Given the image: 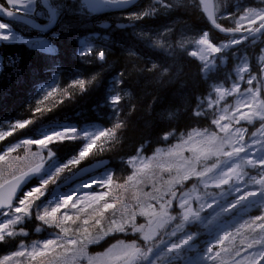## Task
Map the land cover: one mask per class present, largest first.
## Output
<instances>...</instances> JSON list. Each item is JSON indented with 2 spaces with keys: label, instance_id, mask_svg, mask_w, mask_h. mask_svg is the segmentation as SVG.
<instances>
[{
  "label": "trees",
  "instance_id": "trees-1",
  "mask_svg": "<svg viewBox=\"0 0 264 264\" xmlns=\"http://www.w3.org/2000/svg\"><path fill=\"white\" fill-rule=\"evenodd\" d=\"M234 2L222 0L224 10L231 11ZM53 5L60 6L51 33L57 34V37L24 27L17 30L27 38L46 39L55 49L52 54L30 48L27 44L0 42V131L12 133L0 139V150L3 152L11 146L20 145L19 151L5 156L6 163L24 155L23 151L28 146L23 144L24 139L41 138V132L52 124L68 123L77 130L93 127L114 129L113 137H101L97 140V147L78 165L65 169L55 183L49 182L46 185V192L49 193L54 185H59L79 166L105 159L115 172L118 160L129 158L138 150L149 156L154 154L155 149L168 146L172 137L185 133L192 126L209 127L204 119L195 117L194 112L211 81H202L198 74L199 66L193 60L181 55V62L172 65L173 72H180L178 80L167 84L170 76L161 75V70L167 69V59L139 39L124 33L127 29H114L107 40L88 39L95 42L96 47L93 45L81 54L79 40L84 38L86 31L66 28V25L95 23L97 20L86 14L79 0L75 3L55 0ZM132 12H135L134 16L140 14L141 18L134 19L133 16L128 22L140 28H154L173 19L184 20L197 29L206 26L198 0H140ZM144 12L150 15L144 16ZM42 14L47 17L43 10ZM108 20L113 24L111 17ZM212 36L219 39L213 33ZM101 51L104 53L103 60L99 59ZM79 79L85 80L83 90L76 83ZM49 92L52 94L48 95ZM116 95L121 99L114 104L112 97ZM24 121L31 123L22 129L14 128L16 123ZM117 122H121L120 128H115ZM166 134H172V137L164 139ZM85 143L83 133L81 138L71 141L54 140L49 144L54 153L52 161L60 166L78 157ZM35 146L30 145V153ZM3 164L4 161L0 162V167ZM124 174L118 172L115 179L123 181ZM61 191L59 194L63 193ZM25 229L31 232L29 225ZM126 237L129 238L128 235ZM20 238L0 242V257L13 252L24 242ZM122 238V235L111 236L99 246L88 247L87 251L101 252L99 250ZM192 256L188 260L194 261Z\"/></svg>",
  "mask_w": 264,
  "mask_h": 264
},
{
  "label": "snow or ice",
  "instance_id": "snow-or-ice-1",
  "mask_svg": "<svg viewBox=\"0 0 264 264\" xmlns=\"http://www.w3.org/2000/svg\"><path fill=\"white\" fill-rule=\"evenodd\" d=\"M8 2L12 5L27 8L29 5L34 4L36 0H8ZM41 3L47 8L49 24L55 22L60 11V6L49 3V0H41ZM130 3L131 0H95V3H90L89 7L95 10L100 4L123 7ZM200 3L204 5V11L207 13L208 19L221 32L240 33L243 29L248 33L247 36L242 37L233 35L227 43L214 45L209 39V33L204 31L203 35L194 41L199 48L198 52L192 51L191 55L196 57L199 54L203 62L202 71L206 74L205 78L207 79L209 78L207 74L213 71V66L217 59L215 54L226 52L233 45H239L243 40L249 38H251L252 44H255L261 36H264V10L256 11L255 9L249 8L235 21V28L225 29L217 22V9L211 7V0H200ZM239 7L238 5L237 8ZM7 15L12 16L13 13L9 11ZM143 15L147 16L150 15V13L144 12ZM133 18L139 19L141 16L140 14H136ZM244 21H247L248 25H250L246 29L243 28ZM257 21H259L258 26L251 27V25H257ZM28 23L31 27H39L34 21H28ZM46 27L47 25L45 28ZM0 32L5 33L0 34V40L8 41L10 38H17L11 36L8 26L4 23H0ZM33 46H40L48 51L51 50L44 41L39 42V45ZM84 46H87L86 42ZM83 51L84 48L82 47L81 54H83ZM261 51L264 53V49ZM233 55H235V53H233ZM99 59H104L103 51L100 52ZM259 59L264 61V55H261ZM222 62L223 60H221V63ZM153 67H155V65H153ZM249 71V65L245 60L242 66L237 69L239 80H243L244 73ZM261 72L264 73V65H261ZM253 81H258V77L256 75H249L247 84L251 86ZM76 83L82 90L85 88L84 79H79ZM261 83H264V78H259L256 89L249 87L245 92L240 94L239 101L235 106L236 112H239L241 107L247 108L248 111L241 113L239 116L234 112L229 116L227 115L229 108L225 107L223 109L225 114L219 115L218 118L213 119V123L218 126L219 132L193 130L186 138L182 135L180 143L173 145L163 153H158L156 157L148 158L147 160L140 157L139 154L137 157H133L130 164L134 169L133 174L127 177L125 185L117 184L116 187L131 186L132 188H137L138 185L144 183V179L141 177H146L153 185V192L146 193L143 189H139L141 198L136 199V205L138 207L134 209L132 205L124 204V209H126V211L121 212L118 218L116 213H113V218L108 221L107 228L102 226V222L105 220L104 213L109 209H114L116 205L114 203H103L101 205L100 202L111 195L113 178L110 175L97 181L101 188L108 187L109 191L100 194H89L86 197H77L75 201H73V196L70 194L64 196L63 199L57 198L55 202L51 200L47 202L42 201L37 205L35 201L45 196L46 185H48L49 182L55 183L60 173L65 169H69L70 166L78 165L94 147H97V140L101 137H113L115 134L114 129L101 130L93 127L92 129L84 128L77 130L75 127H69L61 131L60 127H50L41 132L42 138L24 139V145H38L41 151L47 149L48 158L54 155L48 147L50 143L54 142V138L58 140L77 139L80 138L81 133H83V138L86 143L79 152L78 157H73L60 166H57L55 161L45 166V157L39 152H32L29 159L33 161V163H30L26 170L20 171L19 174L14 175L11 180H2V182H0V209L6 210L0 213V215L8 217V219L0 222V241H2L5 236L15 235L16 233L12 231V228L16 224L23 222L25 217L30 216L31 210L34 208L37 212V219L46 224H55L57 213L61 211V208H68L71 203V208L76 209V213L69 215L65 212L60 217L57 225L60 228V232L63 233V236H57L54 239H48L42 242V247L34 245L27 253L33 260H36L38 257L46 258L50 251H55V248L59 247L63 250L62 254L58 255L57 258L53 260L47 261V264H78L81 258H86L88 264H173L174 260L182 258V251L193 239L191 235H188L179 239L178 242L169 244L161 236V232L167 229L168 225L176 219L170 212L172 200L176 197V191L174 190L175 186L178 184L182 185L184 181L191 177H196L202 181L205 187L208 185L209 181L214 182L215 186L219 187L222 184H228L229 180L233 178L239 182L244 175H247L243 170L244 167L255 168L258 165L264 166V147L261 148V154L259 156L253 153L252 155L255 158L247 159V149L253 147V145H248L244 141L247 129L233 128L231 124V122L239 124L241 120H245L248 123H252L254 119L264 121V99L260 96ZM214 90L217 93V99L213 101L209 98V107H212L214 104L218 106L219 102L227 95L240 91L238 83L235 82L231 89L216 87ZM51 94V92L48 93V95ZM120 99L121 97L119 95L112 97L114 104L118 103ZM202 114L203 113L199 111L196 113V115ZM225 119H228L230 123L221 124L220 122ZM28 123H31V121L16 123L14 128L22 129ZM121 126V122L115 124V128H120ZM69 133H71V135H69ZM219 133H223V135ZM257 133L264 136V124L261 125L260 129H257V132H253L252 135L256 136ZM11 134L10 131H0V139H3L5 135ZM168 135L169 134H166L164 139H167ZM259 142L264 145V140ZM19 146L20 145L10 147L7 151H15V147ZM184 152H188L189 155L185 156ZM241 153L245 154L243 164L233 163L234 160L240 158ZM213 158H215L216 162L209 165L207 162ZM4 159L5 156L0 155V161ZM138 159L140 161L139 164L136 163ZM221 165H225L226 168L221 167ZM153 167L158 169L160 173H168V178L164 179L162 176L156 175L155 173L149 175L148 173L151 172ZM31 175H40V185L26 192L24 197L19 200V206H14L13 197L16 195L21 185L25 183L26 178ZM259 175V179L252 177L251 182L260 185L262 190H264V171H261ZM2 177L3 170L0 169V178ZM83 187L90 188L92 185L85 184ZM153 193L156 194L154 195ZM169 194L171 198L165 199L164 197ZM261 194L264 195V191H262ZM181 195L183 199L179 202V207L185 209V211L181 213V222L177 224L171 232H164V234L169 237L176 236L177 232L183 231L184 224L189 222V214L199 219L197 212H193L190 207H186L190 203L191 193L185 192ZM256 195L257 193L254 191H249L241 195L239 199L232 204V208H235L242 201L248 200L249 197H255ZM195 198L200 199L198 195ZM153 200L159 205L158 208L150 202ZM78 205L80 206L78 207ZM208 206L211 207V205ZM89 210L91 211L89 212ZM224 211H229V209L225 208ZM82 215L84 216L83 219L81 218ZM137 215L145 217L146 223L137 224ZM256 220L264 221V215L256 217L255 220L251 222L246 221L245 225L253 230H255V228L264 230V223L256 225ZM69 221L72 225H76L77 222H79V226L75 228L71 226L66 227L65 225ZM245 225H241V227ZM129 228L133 233H140V239L144 242L143 246H140L135 241L132 243L120 241L100 256H88L87 246L89 244L97 243L103 239L104 236L114 232L126 233ZM94 229H99V231H94ZM231 235V233H225L219 238L218 244H223ZM65 237L72 238L65 239ZM262 239H264V237L261 239H254L252 243L247 244V248L251 249L254 244H261ZM221 252L231 255L232 249L223 247L220 251L214 252L213 247H208L206 255L201 259L213 262L219 261V264H230L229 259L221 256ZM15 255L23 256L25 255V251H18ZM239 255L240 252L238 250L235 251L234 256H232V264H260V261L264 260V247L251 256L244 257L241 261H235L234 257ZM7 259H10V257L5 258V260ZM0 264H3V262H0ZM186 264H196V262L187 260Z\"/></svg>",
  "mask_w": 264,
  "mask_h": 264
},
{
  "label": "rangeland",
  "instance_id": "rangeland-1",
  "mask_svg": "<svg viewBox=\"0 0 264 264\" xmlns=\"http://www.w3.org/2000/svg\"><path fill=\"white\" fill-rule=\"evenodd\" d=\"M8 2V0H7ZM9 3V2H8ZM12 5V4H11ZM34 5L31 4L27 8L21 7L20 9L25 11H33L34 10ZM234 8L230 14H226L225 10H223L222 5H215V9L218 10L219 16V21H225L227 22V25L229 24L231 28L236 27L235 21L239 19L243 13L249 9H255L256 11H261L264 10V0H235L234 2ZM240 6L237 8V6ZM18 6V5H15ZM225 19V20H224ZM4 23L8 26V29L10 30V34L13 37L17 38H10L8 41H3L0 40V42H9V43H25L27 44L30 48L37 49L43 53L46 54H52V52L55 50L53 45L48 43L45 40L41 39H27L20 33H17L14 31L13 27L9 25L8 23L5 22H0ZM166 24V25H165ZM163 25L157 26V28H140L139 26H132L129 27V32L132 36L135 38L139 39L141 42L144 43L145 46L148 44V48L150 46V49L158 52L163 53L164 58H168V62L174 66V64H178L181 62L178 59V56L185 55L189 56L192 59H195L200 65L201 68L203 69V62L201 61L199 54L194 57L191 55L192 51H197L199 46L194 43L196 39H199L202 35V31L195 30L191 26H185L181 25L180 22L178 21H170L168 23H165ZM170 24V26H169ZM259 21H257V25H251V27H256L258 26ZM172 25V26H171ZM165 26V27H164ZM247 21L243 22V28L246 29L249 27ZM172 27V28H171ZM84 29H92L90 26H85L83 27ZM135 28V29H134ZM154 29V30H153ZM158 29V30H157ZM175 29V30H174ZM157 30V31H156ZM132 31V32H131ZM138 33V34H137ZM159 33V34H158ZM0 34H5L4 32H0ZM156 34V35H155ZM95 35V34H91ZM154 37V38H153ZM186 38V39H185ZM231 38L226 39L225 41H220L214 45H222L224 43H227ZM44 41L46 42L48 48L51 50H44V48L40 46H33V45H39V42ZM155 41V43H154ZM176 41V42H175ZM264 42V40H257L255 44H252L251 40H243L241 44H239V47L237 49L231 50L229 48L226 52L222 53H217L215 54L216 56V62L215 65L213 66V71L208 75L209 79L211 82L208 84L207 88V93L205 97L200 101L197 109L194 112L195 117H199L205 120V124L208 123L209 127L207 126H202L201 128L197 127H190L187 130H185V133H182L178 136L172 137V134H169L168 136L172 137V140L168 144V146L164 148H159L157 149L154 154L145 156V154L141 153L140 150L136 152L133 156L122 160L119 162L120 166L122 169H126L128 173L131 175L134 172L133 167L130 166L132 162L133 157H137L138 154L140 157H143L145 160L148 158L156 157L158 153H163L167 151L170 147L173 145H176L180 143L181 136L187 137V135L192 132L193 130H207L208 132L216 131L219 132V128L216 124L213 123L214 118H218L219 115L225 114L223 112V109L225 107L229 108V112L227 115H232L234 112L237 116H239L241 113L248 111L247 108L241 107L239 112H236V104L239 101L240 94L245 92L249 87H252L253 89H256L259 83V78H264V73L261 72V65H264V61L260 60L259 57L261 55H264L262 53V49H264V45L261 46V44ZM157 43V44H156ZM257 48L254 49L252 48L254 45H257ZM157 47V48H156ZM160 47V48H159ZM261 47V49L259 48ZM182 48V49H181ZM170 49V50H169ZM162 50V51H161ZM185 50V51H184ZM252 53L251 59L249 57L248 51ZM165 53V55H164ZM183 53V54H182ZM235 53V55H233ZM171 57V58H169ZM171 59V61H170ZM221 60L223 62L221 63ZM246 60V62L249 65L250 71L244 73V79L239 80L238 74H237V69L242 66V63ZM172 68L170 71L169 70H163L161 72L162 76L168 75L169 80L168 83L173 84L177 82L178 76L180 75V72L178 71L177 73L173 72ZM201 70H198V74L202 81H207L206 74ZM168 72V73H167ZM249 75H256L258 77V81H253V84L249 86L247 84V78ZM238 83L240 91L237 93H233L231 95H227L223 100L219 102V105H213L212 107H209L208 104V98L212 99L213 101H216L217 99V93L214 90L216 87H222L224 89H231L233 83ZM261 91H260V96L262 99H264V83L260 84ZM207 109V110H206ZM209 109V110H208ZM202 112V115H196L197 112ZM221 124L225 123H230L228 119H225L220 122ZM233 128H245L247 129L245 136H244V141L248 145H253V147L248 148V156L247 159H253L255 158L252 154L255 153L256 156H259L261 154L260 150L264 145H262L259 141L264 140V136H261L260 133H257L256 136H253V132H257V129L261 128V125L264 124V121H261L259 119H254L252 123H248L245 120H241L239 124H236L235 122H231ZM65 126H70V125H65ZM195 128V129H194ZM61 131H64V129H60ZM189 130V131H188ZM220 135H223V133H219ZM71 135V133H69ZM55 139V138H54ZM72 140V139H69ZM16 146V145H15ZM20 147V146H19ZM17 148V149H16ZM29 148L30 146H27V154L25 156L20 157L19 159H12L9 162H5L0 167V169L3 170V177L0 178V182L2 180H7L8 178L18 174L20 171L24 170L27 168V166L30 163H33L29 159L31 153L29 154ZM52 151V147H49ZM20 148L15 147V150L19 151ZM6 153H3V152ZM3 152L0 150V155L8 156L12 152H8L7 149H5ZM33 152H39L42 156H44L46 159L49 160L51 158L47 157V149L41 151L38 145L34 148ZM185 156H188V152H184ZM23 158V159H22ZM245 158V154L241 153L240 158L237 160H234L233 163H239L243 164V159ZM223 159V158H222ZM3 161H0L1 164ZM139 159L136 161L137 164H139ZM215 158L209 160L207 163L211 165L212 163H215ZM155 163V161H154ZM221 167H225V165H221ZM244 172L247 173V175H244L239 182L236 181L235 178L229 180L228 184H222L219 187L215 186V183L212 181H209L208 185L205 187L202 181L196 177H191L188 180L184 181L182 185L178 184L176 186L182 187L180 190H175L176 191V197L173 198L172 200V207L170 209V212L172 215L176 217L174 221L170 225H168L167 229L161 232V236L163 237L164 240H166L169 244L173 242H178L179 239L184 238L188 235H191L193 239H195L194 243L190 245L189 247H185V249L182 251V258L177 259L173 261V264H182L186 260H188L191 257V254H195L198 247L200 248V252L202 251L201 255H198L194 261L196 263H201V264H206L205 260H202L201 258L206 255L207 253V248L211 247L212 243H208V238L206 237L207 235L212 236V237H217L218 239L222 237L225 233H231L232 235L228 238V240L225 241L223 247H226V245L232 249V254L228 255L223 252H221L222 257H226L229 259L230 264H232V256H234L235 251H239L240 255L235 256L234 259L235 261H241L243 260L244 257L246 256H251L253 253L258 252L262 247H264V239H262L261 244L257 245L254 244L253 248L249 249L247 248L248 243H252L254 239H261L264 237V230H261L259 228H255V230L248 228L247 225H245L246 221L251 222L252 220H255L256 217L264 215V195H262V188L260 185L252 183L251 178L256 177L257 179L260 178V172L264 171V166H257L255 168L253 167H244ZM155 173L156 175L162 176L164 179L168 178V173H160L158 169L153 167L151 172H149V175H152ZM111 174L108 172H103L102 174L98 175L97 177H92L85 182H83L80 185L76 186L74 188V192L79 193V191L82 192V194H78L75 196V199L77 197H86L90 193L91 194H100L102 192L109 191V188L104 187L101 188L97 181L100 179L106 177ZM142 179H146V177H141ZM207 179V178H206ZM127 180V178H126ZM148 183V188L147 192H153V185L150 181L146 179ZM40 183L39 180H37L38 184ZM85 184H91L93 188L96 190V192L87 190L89 189L88 187H83ZM186 184V185H185ZM121 185H125V182L122 183ZM185 185V186H184ZM32 188H30L28 191H30ZM81 189V190H80ZM139 189H143L142 186L138 185L137 188H132L131 186L127 187H116V185H112V191L111 195L109 197L107 196L105 200L101 201L100 204L102 205L103 203H114L116 205V200L120 199L121 197H127V200L123 202L124 204H127L128 202L133 201V206L136 208L138 207L136 205V199L141 198L140 196V191ZM128 190L132 191V195H128ZM26 191V192H28ZM144 191V189H143ZM249 191H254L257 193L255 197H249L248 200L242 201L240 204H238L235 208H232V204L239 199L241 195H244L245 193ZM25 192V193H26ZM89 192V193H88ZM127 192V193H126ZM146 192V190L144 191ZM146 192V193H147ZM185 192H190L191 193V198H190V203L186 207H190L193 212H197L199 215V219H196L194 216L189 214V222L185 223L183 226V231L182 232H177L176 236L169 237L168 235H165L164 232H171L177 224L181 222V213L185 211V209H182L179 207V202L183 199L182 193ZM24 193V195H25ZM74 193L72 192L71 195ZM154 195L156 193H153ZM24 195L21 197V199L24 197ZM199 196L200 199H196V196ZM108 198V199H107ZM165 199L171 198L170 194L168 196L164 197ZM55 199V198H54ZM61 199V198H59ZM153 203L155 207H159V205L156 203V201H150ZM203 205V207H202ZM208 205H211L209 207ZM19 206V205H18ZM80 205H78L79 207ZM134 208V209H135ZM227 208L229 211H224V209ZM112 210L110 212V215L112 213H116L117 218L119 217L120 213L123 211H126L123 207H120L116 205L114 209H109ZM72 211H76V209L71 208V203L69 204L68 208H61V211L58 214V217L56 219L55 224L49 223L45 224L46 225V231L50 233V236L48 239H54L57 236H63V233L60 232V228L58 229L57 227L54 228L55 226L58 225L60 217L67 212L69 215H73L74 213ZM91 210H89L90 212ZM87 215V214H85ZM110 217V216H109ZM82 219L84 216L82 215ZM113 218V215L102 222V226L107 228L108 221ZM8 219V217L0 215V222H3L4 220ZM58 221V222H57ZM25 220L23 222L16 224L13 228L15 229L17 226L23 225ZM136 222L137 224H143L146 223V218L143 216L137 215L136 217ZM139 222V223H138ZM256 225H259L260 223H264V221L261 220H256L255 221ZM241 225H245L244 227H241ZM67 226H72L73 227H78L79 222L76 225H72L71 222L69 221L66 225ZM41 227H35V231L39 232ZM44 228V229H45ZM97 229H94L96 231ZM99 231V229H98ZM114 233H121V232H114ZM126 233H129L131 235H136L135 237H130L128 239L132 241H126L125 243H132L135 241L137 244H144L143 240L140 239V233H133L131 229L129 228ZM123 233V234H126ZM105 237V236H104ZM103 237V238H104ZM72 237H65V239H71ZM48 239H45L44 241H47ZM192 239V240H193ZM42 241L39 242H34L30 243L28 245H24L23 247L20 246L18 248V251H25V255L23 256H16L15 253L12 255H9L7 257H10V259L5 260L6 257L2 258L0 262H3V264H47V261L53 260V258H57L58 255L62 254V249L59 247L55 248V251H50L48 259L46 262L41 263L40 259L42 257H38L36 260H33L31 256H29L27 253L29 250L32 249L34 245L42 247ZM101 241V240H100ZM99 241V242H100ZM243 241V243H242ZM97 242V243H99ZM89 244L87 247L97 244ZM204 244V248L201 249L202 244ZM117 244V243H116ZM114 244V245H116ZM141 246V245H140ZM109 247L108 249L112 248ZM222 247V248H223ZM107 249V250H108ZM107 250L103 251V253L107 252ZM218 250H215L216 252ZM101 254H95V255H89V252L87 251L88 256H100ZM78 264H88V261L86 258H81L78 262ZM215 264H219V261H216ZM260 264H264V260L260 261Z\"/></svg>",
  "mask_w": 264,
  "mask_h": 264
},
{
  "label": "water",
  "instance_id": "water-1",
  "mask_svg": "<svg viewBox=\"0 0 264 264\" xmlns=\"http://www.w3.org/2000/svg\"><path fill=\"white\" fill-rule=\"evenodd\" d=\"M84 5L86 6L87 9L91 10L92 12H94L96 15H99V14H102L104 12H119V11H123V10H126V9H129L132 5H134L137 1L139 0H131V3L128 4V5H125L123 7H115V6H112V5H108V4H100L95 10H93L92 8L89 7V4L90 3H95V0H82ZM200 1V0H199ZM42 4V3H41ZM201 5V10H202V13L204 15V17L206 18V20L209 22V24L219 33V34H222V35H231V34H235V35H239L241 34L240 33H226V32H221L218 28H216L212 23L211 21L208 19V15L207 13L204 11V5ZM42 6L44 7V9L47 11V8L42 4ZM211 7H213V0H211ZM9 11L4 9L1 5H0V20H4V21H9V22H17V23H20L22 25H25L26 27L28 28H31L33 30H36V31H41V32H47L49 31L52 26L54 25L55 22L51 23V24H46L47 27L45 28L46 25H39L37 24L35 21V23L37 25H39V27H31L30 24L28 23V21H33L29 18H26V17H23V16H20L18 14H15L13 13L12 16H8L7 13ZM109 25L108 23H102L100 24L98 27L99 28H102V29H105L107 28ZM102 163V162H101ZM100 163V164H101ZM100 164H95L94 166H92V168H97L100 166ZM36 175H31L29 176L28 178H26V181L25 183H23L21 185V187L17 190L16 192V195L13 197V201L15 200V198L20 194L21 190L33 179L35 178ZM5 209H0V211H3Z\"/></svg>",
  "mask_w": 264,
  "mask_h": 264
},
{
  "label": "flooded vegetation",
  "instance_id": "flooded-vegetation-1",
  "mask_svg": "<svg viewBox=\"0 0 264 264\" xmlns=\"http://www.w3.org/2000/svg\"><path fill=\"white\" fill-rule=\"evenodd\" d=\"M36 2H39V0H36ZM35 2V5H34V10L29 12V11H25L20 9L21 7L19 6H15V5H11L7 2V0H0V4L5 7L6 9H9V10H12L18 14H21V15H24V16H28L30 18H34V19H39L40 21H42L43 23H45L46 21H43L44 18L41 14V8L38 7L37 3Z\"/></svg>",
  "mask_w": 264,
  "mask_h": 264
},
{
  "label": "bare ground",
  "instance_id": "bare-ground-1",
  "mask_svg": "<svg viewBox=\"0 0 264 264\" xmlns=\"http://www.w3.org/2000/svg\"><path fill=\"white\" fill-rule=\"evenodd\" d=\"M195 1V0H194ZM154 4V3H153ZM195 4V3H194ZM165 7V6H164ZM138 9V8H137ZM147 9V8H146ZM156 9V8H155ZM158 9V8H157ZM165 10V9H164ZM176 11V10H175ZM159 12V11H158ZM194 12H196V11H194ZM180 14V13H179ZM184 14V13H183ZM182 14V15H183ZM193 14V13H192ZM167 15V14H166ZM193 16V15H192ZM143 17V16H142ZM221 17V16H220ZM220 19V18H219ZM141 20V19H140ZM187 20V19H186ZM197 20V19H196ZM157 21V20H156ZM164 22V21H163ZM179 22V21H178ZM198 22V21H197ZM151 24V23H150ZM202 24V23H201ZM205 24V23H204ZM148 25V24H147ZM166 25V24H165ZM200 25V24H199ZM157 26V25H156ZM169 26H170V24H169ZM172 26V25H171ZM165 27V26H164ZM172 28V27H171ZM135 29V28H134ZM154 30V29H153ZM158 30V29H157ZM156 30V31H157ZM175 30V29H174ZM132 32V31H131ZM138 34V33H137ZM159 34V33H158ZM156 35V34H155ZM132 36V35H131ZM133 38V37H132ZM154 38V37H153ZM186 39V38H185ZM135 40V39H134ZM128 41V40H127ZM142 41V40H141ZM176 42V41H175ZM154 43H155V41H154ZM157 44V43H156ZM147 46H148V44H147ZM143 47V46H142ZM143 48H145V47H143ZM149 48H150V46H149ZM157 48V47H156ZM160 48V47H159ZM182 49V48H181ZM150 50V49H149ZM170 50V49H169ZM153 51V50H152ZM162 51V50H161ZM185 51V50H184ZM160 51H158V53H159ZM144 53V52H143ZM120 54V53H119ZM163 54V53H162ZM183 54V53H182ZM132 55V54H131ZM164 55H165V53H164ZM169 58H171V57H169ZM168 59V58H167ZM106 61V60H105ZM170 61H171V59H170ZM180 66V65H179ZM202 69V68H201ZM110 70V69H109ZM170 71V70H169ZM168 73V72H167ZM117 74V73H116ZM179 77V76H178ZM170 81V80H169ZM167 84H169V83H167ZM163 85V84H162ZM171 85V84H170ZM190 92V91H189ZM184 93V92H183ZM176 94V93H175ZM163 95V94H162ZM154 98V97H153ZM209 99V98H208ZM176 110V109H175ZM207 110V109H206ZM209 110V109H208ZM108 112V111H107ZM177 112V111H176ZM86 116V115H85ZM199 116V115H198ZM83 118V117H82ZM173 118V117H172ZM102 122H104V121H102ZM195 129V128H194ZM189 131V130H188Z\"/></svg>",
  "mask_w": 264,
  "mask_h": 264
}]
</instances>
